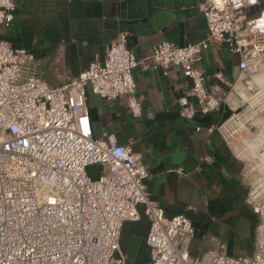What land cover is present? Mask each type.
<instances>
[{
	"label": "built area",
	"instance_id": "1",
	"mask_svg": "<svg viewBox=\"0 0 264 264\" xmlns=\"http://www.w3.org/2000/svg\"><path fill=\"white\" fill-rule=\"evenodd\" d=\"M254 4L206 0L203 39L182 46L162 39L144 57L134 55L120 32L103 59L95 56L60 87L39 78L32 53L0 39V264H127L120 235L124 222L140 219L139 205L148 220L147 264H264V91L249 77L264 55V24L248 12ZM15 9L14 0H0V29L11 25ZM211 44L238 57L250 93L232 99V114L216 127L243 162L247 201L261 215L251 253L237 257L226 255L223 244L208 254H189L190 219L168 216L149 199V172L132 142L121 144L112 132L94 137L86 105L88 86L108 101L125 95L135 109L133 69L170 66L189 79L203 110L217 105L197 66ZM94 164L101 171L91 177L87 167Z\"/></svg>",
	"mask_w": 264,
	"mask_h": 264
},
{
	"label": "crops",
	"instance_id": "2",
	"mask_svg": "<svg viewBox=\"0 0 264 264\" xmlns=\"http://www.w3.org/2000/svg\"><path fill=\"white\" fill-rule=\"evenodd\" d=\"M14 2V19L9 27L0 29V39L32 53L39 78L50 87L76 78L95 56L103 59L120 32L127 34V46L137 58L148 55L162 39L182 46L206 35L202 4L195 16L172 20L153 34H137L119 30L109 0ZM253 14L261 20L263 11ZM257 59L256 69L249 72L251 81L264 55ZM197 66L217 105L203 110L179 68L136 67L135 109L125 95L108 101L85 87L91 131L96 138L112 132L119 143L132 142L133 151L140 154L149 172L145 180L149 199L168 216L183 214L192 222L191 256L208 254L221 244L228 256L247 255L253 249V233L261 215L247 201L243 162L216 127L232 114L230 101L250 93L242 81L238 57L230 55L224 45L211 44ZM138 210L140 219L124 222L120 235L127 264L148 261V220L143 205Z\"/></svg>",
	"mask_w": 264,
	"mask_h": 264
},
{
	"label": "water",
	"instance_id": "3",
	"mask_svg": "<svg viewBox=\"0 0 264 264\" xmlns=\"http://www.w3.org/2000/svg\"><path fill=\"white\" fill-rule=\"evenodd\" d=\"M120 31L153 34L172 20H182L200 12L206 0H109ZM219 1V0H216ZM264 11V0H255L249 13ZM250 48V47H248Z\"/></svg>",
	"mask_w": 264,
	"mask_h": 264
},
{
	"label": "rangeland",
	"instance_id": "4",
	"mask_svg": "<svg viewBox=\"0 0 264 264\" xmlns=\"http://www.w3.org/2000/svg\"><path fill=\"white\" fill-rule=\"evenodd\" d=\"M254 81L263 89L264 91V64L260 63L259 68L257 73L254 75ZM263 84V85H262ZM236 144V143H235ZM101 171V166L99 164H94V165H89L87 167V172L91 177H94L95 175H97L99 172ZM264 186V185H263ZM260 187L258 188L259 190L255 189V191L253 192V195L258 194L261 189L263 188ZM262 202L264 203V196L262 195ZM237 257V256H234Z\"/></svg>",
	"mask_w": 264,
	"mask_h": 264
},
{
	"label": "bare ground",
	"instance_id": "5",
	"mask_svg": "<svg viewBox=\"0 0 264 264\" xmlns=\"http://www.w3.org/2000/svg\"><path fill=\"white\" fill-rule=\"evenodd\" d=\"M260 24H264V11H263V15H262V19H261ZM263 63H264V61H263ZM256 64H257V63H256ZM262 85H263V84H262Z\"/></svg>",
	"mask_w": 264,
	"mask_h": 264
}]
</instances>
